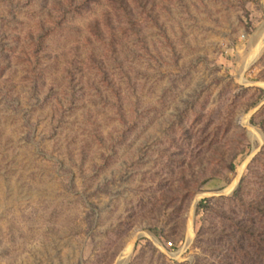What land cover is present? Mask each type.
Instances as JSON below:
<instances>
[{
  "label": "rangeland",
  "instance_id": "rangeland-1",
  "mask_svg": "<svg viewBox=\"0 0 264 264\" xmlns=\"http://www.w3.org/2000/svg\"><path fill=\"white\" fill-rule=\"evenodd\" d=\"M0 264H264V0H0Z\"/></svg>",
  "mask_w": 264,
  "mask_h": 264
}]
</instances>
